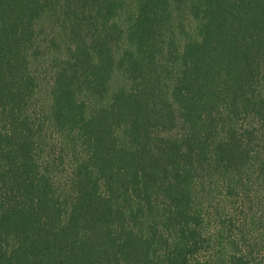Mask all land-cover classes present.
I'll use <instances>...</instances> for the list:
<instances>
[{
  "label": "trees",
  "instance_id": "obj_1",
  "mask_svg": "<svg viewBox=\"0 0 264 264\" xmlns=\"http://www.w3.org/2000/svg\"><path fill=\"white\" fill-rule=\"evenodd\" d=\"M48 3L0 0V264H264V0H53L46 65Z\"/></svg>",
  "mask_w": 264,
  "mask_h": 264
},
{
  "label": "rangeland",
  "instance_id": "obj_2",
  "mask_svg": "<svg viewBox=\"0 0 264 264\" xmlns=\"http://www.w3.org/2000/svg\"><path fill=\"white\" fill-rule=\"evenodd\" d=\"M52 3H53V0H49V3L46 5V7H45L46 9L44 10L42 17L38 21V25H37V27H38L37 31L39 33L41 40H44V41L48 40V42H49V45L47 48L46 47L42 48V51H44L46 48V50H45V53H46L45 59L46 60L41 59V61H40L43 64L46 62L45 63L46 65H48L50 62H52V60L60 62L59 59L61 60V58H63L64 54L66 53L65 49L68 45V41L66 38L67 36L65 35V27H64V29L62 27H60V25H62L63 23L62 22L60 23L58 21V19H55V17L54 18L49 17V14L54 13L53 8L51 7ZM53 30L55 31V34L53 33L52 35H56L57 42L51 41V37H52L51 33L54 32ZM55 45H60L59 51L57 49L58 47ZM49 47H50V49H49ZM124 83H126V82L124 81L123 77H121L119 75L117 77H115L114 82L112 83L113 88L110 90L109 93H107L106 95H103V96H101V94L98 93L95 98L90 100L88 112L93 113L94 110L98 109L102 104L107 102L109 100L108 98L110 97V93H112V91L114 89H117L120 86L124 85ZM83 95H85V94L83 93ZM47 105L48 104H46V106ZM49 124H51V123H49ZM119 133L121 135V138H120ZM48 136H50V137L45 138L46 139L45 143L47 145V147H45V151L47 150V148L50 144H55L60 152H61V150H63V152H64L63 154L65 156V164L63 166L68 173L70 170V168H69V137H67L68 132L63 131L62 129H59L58 127H55L53 125H49ZM117 137H119L121 139L120 141L124 140L123 134L121 133V130L118 132ZM119 138H118V140H119ZM64 188H65V186H64V182H63L61 185L60 191L63 192ZM68 198H69L68 195L67 194L65 195V193H63V199H68Z\"/></svg>",
  "mask_w": 264,
  "mask_h": 264
}]
</instances>
